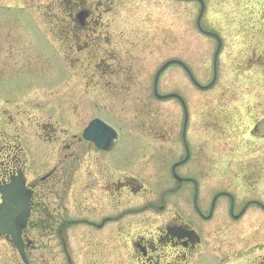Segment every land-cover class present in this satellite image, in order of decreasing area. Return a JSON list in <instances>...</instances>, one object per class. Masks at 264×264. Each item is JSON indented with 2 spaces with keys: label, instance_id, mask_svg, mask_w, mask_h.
I'll list each match as a JSON object with an SVG mask.
<instances>
[{
  "label": "rangeland",
  "instance_id": "374dc122",
  "mask_svg": "<svg viewBox=\"0 0 264 264\" xmlns=\"http://www.w3.org/2000/svg\"><path fill=\"white\" fill-rule=\"evenodd\" d=\"M203 1L205 11L201 25L204 30L217 34L222 41L216 84L208 92L199 91L180 67L172 66L160 77L158 93L177 94L187 107L186 139L192 143L193 153L187 165L178 172L201 182L208 197L220 190L232 193L236 211L240 212L250 201L264 206V0ZM23 2L0 0V122H5L11 136L20 135L18 156L25 159L28 181L43 177L53 169L56 153L61 151V147L57 150L58 142L77 134L87 118L93 115H99L113 125L119 123L112 113L120 120H137L139 126L143 123L138 130L140 134L153 121L157 134L173 137L172 143L179 141L183 113L177 101L158 102L149 97L152 111L133 112L126 109L117 111L111 105L113 100L109 99L106 108L102 101H96L91 93L84 91L83 86V72L99 61V57L86 58L89 49L79 47L78 41L94 38H87L85 31L79 37L71 38L76 45L77 52L74 53L77 54L73 56L76 59L64 63L58 50L63 43H58L60 39L54 37V41L47 39L46 29L35 25L34 17L25 10ZM118 9L124 22L129 18L128 23L138 26L136 33L139 39L147 44L150 42L149 45L155 48L156 70L166 61L179 60L190 69L200 85L210 82L216 42L200 34L195 27L199 12L197 2L118 0ZM101 29L94 30L95 34L90 36L101 37ZM51 34L57 37L58 33ZM61 39L67 41L64 36ZM93 49L94 53L100 54V47ZM155 73L153 69L150 72L152 77ZM256 103L262 108L249 110L257 106ZM21 119L25 121L23 125L20 124ZM223 120L233 123L228 124L230 128L220 127V134L205 127L212 121L218 123ZM36 123L52 130V141L55 130L57 143L51 142L47 135L36 137L40 132V127L34 130ZM136 134L130 135L129 140L122 133L109 159L127 171L140 166V162L141 167L148 165L143 166L148 170L157 168L155 182L159 184L156 188L160 189V185L167 182L170 164L181 155L173 150L175 153L163 160L165 154L159 145L148 150L150 155H144L138 150ZM203 136L215 138L217 147H210V154H200V137ZM230 136L234 140H230ZM131 142L134 143L128 145ZM54 181L46 183L50 186ZM34 184L37 185L36 182ZM216 207L217 219L204 225L207 226L204 241L207 248L220 247L224 255L230 241L234 240L235 232L241 247H250V252L254 253L264 249V211L259 206L250 205L237 222L229 218L224 201H219ZM218 215L222 216L219 218ZM189 219L193 221L191 216ZM220 225L223 228L218 230L219 235L218 232L216 234L218 242L210 243L209 237H213L210 229ZM76 229L85 228L68 227L70 238ZM218 261L210 256L205 264H217ZM0 264H22L13 248L9 249L3 242H0ZM31 264L37 263L33 261Z\"/></svg>",
  "mask_w": 264,
  "mask_h": 264
},
{
  "label": "flooded vegetation",
  "instance_id": "af4514ba",
  "mask_svg": "<svg viewBox=\"0 0 264 264\" xmlns=\"http://www.w3.org/2000/svg\"><path fill=\"white\" fill-rule=\"evenodd\" d=\"M23 1L26 9L37 16L38 25L49 32L73 35L81 32V35L85 31L86 37L92 38L90 34L102 28L101 37L78 41L80 47L89 49L86 58L99 57L84 76V91L97 95L106 104L112 99L111 105L117 109L153 110L149 98H154L150 72L156 71V50L150 42L139 39L138 26L128 23L129 18L124 22L118 0ZM99 47L100 54L94 53L93 48ZM125 125L129 132L137 133L143 123L139 126L137 120L128 119ZM155 125L152 121L138 137L140 152L150 155L148 150L159 145L165 160L175 153L173 150L176 153L184 150L181 141L172 143L173 137L157 134ZM205 127L220 134L217 122ZM7 129L5 122H0V188L22 177L26 190H30L22 194L28 199L29 217L25 226L19 223L28 264L33 261L37 264H205L207 256L220 260L217 264H264V249L254 253L250 247H241L235 232L224 255L222 248L204 245L207 234L204 225L217 219V203L224 201L228 215L234 211L230 194L216 193L210 198L201 182L200 187H195L189 181L168 178L171 173L167 182L157 189V168L148 170V165L141 167V162L131 171L117 167L110 161L108 150H97L93 143L82 139L80 131L58 142L57 150L61 147V151L56 153L53 172L44 181L29 186L25 180V159L18 156L20 135L11 136ZM50 132L47 126H42L37 137L47 135L51 139ZM52 136L51 142L56 144L55 130ZM127 138L130 140V136ZM214 139L200 137V154H210L208 149L217 147ZM188 144L192 154V143ZM51 180H55L54 184L48 186L46 182ZM76 226L85 229L74 230L70 238L67 228ZM222 228L220 225L210 229L213 236L209 237L210 243L218 242L216 234ZM0 241L11 245L8 236Z\"/></svg>",
  "mask_w": 264,
  "mask_h": 264
},
{
  "label": "water",
  "instance_id": "95a60500",
  "mask_svg": "<svg viewBox=\"0 0 264 264\" xmlns=\"http://www.w3.org/2000/svg\"><path fill=\"white\" fill-rule=\"evenodd\" d=\"M177 1H197V2H199L200 6H201V9H200V13H199V15H198L197 21H196L197 29H198L199 32L202 33L203 35L214 38V39L217 41V43H218V45H217V49H216L215 54H214V59H213V80H212V82H211L207 87H201L200 85H198V84L195 82V80H194V78L192 77V75H191V73L189 72V70H188V69H187L182 63L177 62V61H169V62H167L165 65H163V66L161 67V69L157 72V75H156V78H155V86H156V82H157V78H158L159 74H160V73H161L166 67H168V66L171 65V64H178V65H180V66L184 69V71H185V72L187 73V75L189 76L191 82L193 83V85H194L197 89H199V90H205V89H208L209 87H211V86L214 84V82H215V79H216V60H217L218 53H219V50H220V47H221V42H220V40L218 39V37H216L215 35H212V34H210V33H207V32H205V31H203V30L201 29V27H200V19H201V17H202L203 11H204V4H203V2H202L201 0H177ZM156 97H157L158 99H164V98H176V99L180 100V98H179L178 96H176V95H169V96H167V97H159V96L157 95ZM180 101H181V100H180ZM181 103H182V107H183V111H184V130H183V131H185L186 123H187V112H186V107L184 106V104H183L182 101H181ZM5 207H6V208L3 210V213H2L1 216H0V234H1V233H4V232H5V233H11V232H12V231H11V228H10V224H7V223L5 222V216H8L7 211H9L8 208L10 207V204H8V206H5ZM2 221H3L4 223H3Z\"/></svg>",
  "mask_w": 264,
  "mask_h": 264
}]
</instances>
